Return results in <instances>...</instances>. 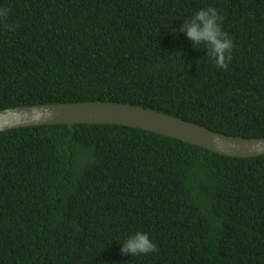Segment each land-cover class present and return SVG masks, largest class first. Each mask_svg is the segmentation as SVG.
<instances>
[{"label":"trees","instance_id":"1","mask_svg":"<svg viewBox=\"0 0 264 264\" xmlns=\"http://www.w3.org/2000/svg\"><path fill=\"white\" fill-rule=\"evenodd\" d=\"M208 7L234 41L227 70L178 32ZM0 10V109L119 102L264 137V0H0ZM137 231L156 253H121ZM0 264H264V155L117 124L1 131Z\"/></svg>","mask_w":264,"mask_h":264},{"label":"water","instance_id":"2","mask_svg":"<svg viewBox=\"0 0 264 264\" xmlns=\"http://www.w3.org/2000/svg\"><path fill=\"white\" fill-rule=\"evenodd\" d=\"M82 123L136 127L227 156L248 158L264 155V137L232 136L181 117L131 104L79 101L0 109V132L28 126Z\"/></svg>","mask_w":264,"mask_h":264},{"label":"clouds","instance_id":"3","mask_svg":"<svg viewBox=\"0 0 264 264\" xmlns=\"http://www.w3.org/2000/svg\"><path fill=\"white\" fill-rule=\"evenodd\" d=\"M5 15L7 10H0V16ZM222 19L214 7L201 9L183 20L178 32L192 42L195 50L198 46H206V56L212 58L216 66L227 70L233 59L235 45L228 33L223 31ZM176 34L177 30L173 29V35ZM119 243L121 253L125 256L147 255L158 251L157 244L149 233L143 231H137Z\"/></svg>","mask_w":264,"mask_h":264}]
</instances>
